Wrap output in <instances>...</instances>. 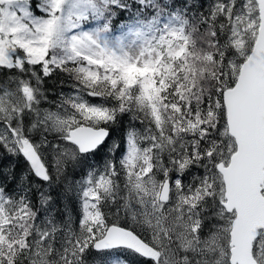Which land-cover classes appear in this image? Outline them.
Wrapping results in <instances>:
<instances>
[{
  "label": "snow or ice",
  "instance_id": "1",
  "mask_svg": "<svg viewBox=\"0 0 264 264\" xmlns=\"http://www.w3.org/2000/svg\"><path fill=\"white\" fill-rule=\"evenodd\" d=\"M0 264H264V0H0Z\"/></svg>",
  "mask_w": 264,
  "mask_h": 264
}]
</instances>
